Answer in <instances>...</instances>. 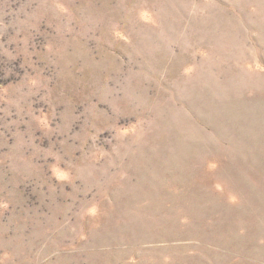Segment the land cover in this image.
I'll return each instance as SVG.
<instances>
[{
  "label": "rangeland",
  "instance_id": "rangeland-1",
  "mask_svg": "<svg viewBox=\"0 0 264 264\" xmlns=\"http://www.w3.org/2000/svg\"><path fill=\"white\" fill-rule=\"evenodd\" d=\"M0 264H264V0H0Z\"/></svg>",
  "mask_w": 264,
  "mask_h": 264
}]
</instances>
